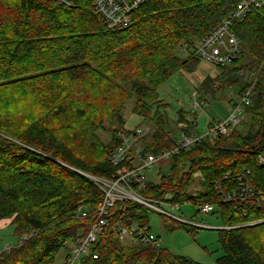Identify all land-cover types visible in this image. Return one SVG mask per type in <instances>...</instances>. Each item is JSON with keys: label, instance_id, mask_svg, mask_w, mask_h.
<instances>
[{"label": "trees", "instance_id": "obj_1", "mask_svg": "<svg viewBox=\"0 0 264 264\" xmlns=\"http://www.w3.org/2000/svg\"><path fill=\"white\" fill-rule=\"evenodd\" d=\"M70 1L72 7L57 0H0V221L12 220L18 242L32 235L22 247L2 253L0 264H56L68 242L78 244L88 235L102 193L85 175L109 179L115 174L109 157L127 131L126 104L136 96L133 112L142 123H165L160 114L153 116L160 89L178 72L199 66L183 58L179 46L206 38L241 0H147L132 24L117 31L107 30L95 0ZM233 31L242 46L233 66L247 59L243 45L251 61L222 68L221 74L230 86L243 82L241 68L257 79L245 109L250 121L229 136L203 138L181 150L169 174L159 184L150 182L144 195L161 199L169 194L175 204L214 206L225 228L219 231L223 255L217 264H264V11L250 13ZM25 84L39 111L28 124L17 118L21 111H15L13 97L15 87ZM106 123L115 128L110 145L97 135ZM151 135L152 143H144L152 155L178 141L163 127ZM196 175L202 190L193 196L189 189ZM240 175L253 185V197L223 203L216 185L232 193L241 186ZM82 208L89 216L73 219ZM125 208L133 221L149 227L147 208L118 204L79 264H200L160 243L132 250L120 245L115 231L119 223L129 225L122 220ZM178 229L192 234L184 224L169 225L166 232Z\"/></svg>", "mask_w": 264, "mask_h": 264}, {"label": "built area", "instance_id": "obj_2", "mask_svg": "<svg viewBox=\"0 0 264 264\" xmlns=\"http://www.w3.org/2000/svg\"><path fill=\"white\" fill-rule=\"evenodd\" d=\"M57 1L66 7L73 6L70 0ZM146 2L147 0H95L94 8L105 22L107 30L117 31L129 27L135 12ZM261 11H264V0H241L227 19L214 28L206 38L200 40L198 45H180L178 48L180 55L183 58L204 61L219 68L233 66L242 49L241 40L233 31V26L244 21L250 13ZM251 79L252 85L242 94L241 101L234 107L230 118L218 125H210L205 136L189 137L183 134L175 146L163 151L159 156L146 153L145 149L140 146L142 138L151 133L149 128L140 127L120 134L121 143L109 157L110 163L116 168L113 177L101 179L85 175L99 188L102 198L95 210L96 222L88 235L80 239L75 250L68 257L67 264H79L84 256L90 255L91 246L97 242L103 229L109 226V218L115 215L114 211L118 204L123 206L128 203H136L147 209L152 207L157 210L155 212L166 215L171 220L193 226L185 219L172 214L173 210H179L181 205L172 203V197L169 194L161 199H150L144 195L149 184L146 173L156 167L168 168L181 150H190L205 137L215 140L219 136H229L240 124L245 109L251 104V94L257 84V79L254 77ZM238 181L241 186L232 193L226 192L221 184L216 185L215 190L222 195L223 203L247 201L253 197L255 190L247 177L240 175ZM262 203L264 204V200ZM168 208H170L169 211ZM199 208L202 214H211L214 211V206L210 204L199 206ZM78 212L82 219L89 216L83 208ZM121 214L123 215L122 220H128L129 225L124 226L119 223L116 228V237L120 244L126 243L123 241L128 238L130 240L137 238L138 241L135 243L158 245L150 227H142L139 222L133 221L126 208ZM94 258L97 257L94 256Z\"/></svg>", "mask_w": 264, "mask_h": 264}, {"label": "rangeland", "instance_id": "obj_3", "mask_svg": "<svg viewBox=\"0 0 264 264\" xmlns=\"http://www.w3.org/2000/svg\"><path fill=\"white\" fill-rule=\"evenodd\" d=\"M195 45H198V43ZM243 49H245L247 53V59L241 61L238 66H230L227 68L235 69L240 66L243 67L251 61L249 51L244 45ZM241 69L239 71L244 77L241 80L243 82L233 86L228 85L225 79H223L225 75L221 74L223 73L222 68L204 61H199V66L192 72H178L160 89L159 103L154 107L153 116L156 113L160 114L165 123L159 121L153 124L150 122L140 123V117L136 116L133 112V108L138 100L137 97L134 96L126 104L125 110L122 112L127 129L132 128L133 130L144 127L151 130L148 136L142 138L140 146L144 149V142L148 141V143L151 144L153 141V138H151L152 131L155 133L159 127H163L172 138H176L177 140H180L183 134L189 137H198V135L205 136L210 125H218L220 122H224L231 117L234 112V107L241 101L242 95L240 96L239 94L241 87L243 88L247 85L246 89H244L245 92L247 88L252 85V76L246 74L243 68ZM8 79L9 78H7V80ZM7 80L5 83L8 82ZM222 85L223 88H219ZM25 89L26 84L18 87L16 86L13 90V97L17 100L15 111H21L16 115L17 118H24V124H28L30 120L38 116L39 111L35 102L26 96ZM9 93L12 94V89L9 90ZM252 95L253 92L251 96ZM243 115L240 124H238L235 129H241L250 121V117L246 112H244ZM181 118L184 119L183 122H180ZM192 124L194 126H192ZM114 129L111 123H106L104 128L97 133L100 142L104 145H110ZM97 160L98 157L95 158L93 162ZM168 169L167 167H156L154 170L146 173L147 180L149 183L159 184L161 177L169 174ZM201 190L202 180L199 175H196L195 182L189 189V194L196 196ZM148 210V226L153 233V237L156 238L155 241L160 243L163 249L170 250L177 255L191 258L200 264H217V260L223 255L219 242V231L224 229L223 222L218 213L202 214L199 206L194 204H184L181 205L179 210H173L172 214L174 216L183 218L193 225L191 227L186 225L192 230V234H188L183 229H178L172 233L166 232L167 226L173 225L177 227L181 223L177 220H171L166 217V215L155 212L157 210L152 207L151 209L148 208ZM169 210L170 208H168V211ZM115 212L116 211H114V213ZM73 219H79V212ZM11 223L12 220L10 219L0 221V255L16 247H22L26 241L32 238V235H25L23 240L18 242V239L14 236V227ZM131 239L136 240H130V238H128L123 241L126 243L120 245L131 250L132 246L140 245V243H135L138 241L137 238ZM76 245V241L68 242L66 247L59 253L56 264H67L68 257L75 250Z\"/></svg>", "mask_w": 264, "mask_h": 264}, {"label": "crops", "instance_id": "obj_4", "mask_svg": "<svg viewBox=\"0 0 264 264\" xmlns=\"http://www.w3.org/2000/svg\"><path fill=\"white\" fill-rule=\"evenodd\" d=\"M240 96H241V95H240ZM233 106H234V105H233ZM140 119H141V118H140ZM140 123H142V120H141ZM140 123H139V124H140ZM139 124H137V125H139ZM134 127H135V126H134ZM134 127H133V128H134ZM126 128H127V126H126ZM130 129L132 130V128H128L127 130H130Z\"/></svg>", "mask_w": 264, "mask_h": 264}]
</instances>
